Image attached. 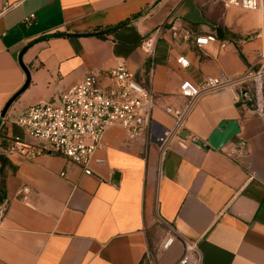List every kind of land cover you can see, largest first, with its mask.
<instances>
[{"label": "crops", "instance_id": "crops-1", "mask_svg": "<svg viewBox=\"0 0 264 264\" xmlns=\"http://www.w3.org/2000/svg\"><path fill=\"white\" fill-rule=\"evenodd\" d=\"M242 11L221 0H0V118L12 100L0 148L25 137L15 120L28 106L55 102L87 74L118 63L154 104L146 139L127 141L118 127L105 132L91 175L55 154L5 160L0 264H176L189 245L198 264H264V102L242 95L258 79L264 27ZM157 29L149 52L142 42ZM200 34L227 46L197 49ZM249 72L244 83L198 100L184 123V147L172 142L161 151L153 143L173 124L163 108L185 102L177 95L182 81L238 82ZM230 120L239 134L221 150L208 147ZM167 236L174 241L163 250Z\"/></svg>", "mask_w": 264, "mask_h": 264}, {"label": "built area", "instance_id": "built-area-1", "mask_svg": "<svg viewBox=\"0 0 264 264\" xmlns=\"http://www.w3.org/2000/svg\"><path fill=\"white\" fill-rule=\"evenodd\" d=\"M226 8L234 7L243 11H261L264 14L263 0H221ZM34 15L23 19V24L32 22ZM161 34V29L155 31L154 38L144 40L142 45L151 52L154 41ZM197 49L204 50L216 44L219 49L226 48V42L217 39L214 34H200L193 38ZM260 69L257 80L252 88H246L245 95L254 92L255 103H259L262 94L260 70L264 72V50L258 56ZM176 62L183 68L188 67V61L179 57ZM250 77V72L242 76L238 82L224 76H205L195 85L187 80L182 81L177 89V95L185 99L180 108L166 106L163 111L172 118L171 128L156 138L155 143L164 151L172 142L184 147L182 138L184 123L198 100L205 95L222 91L234 83H244ZM102 80L109 83L102 85ZM154 108L151 92L135 81L123 63L98 73H89L79 83L67 88L55 102L40 101L28 106L15 120L23 130L25 137H12L9 143L0 149L8 159H33L40 154H55L64 157L83 169L85 175H91L89 168L94 153L99 147L105 132L113 127L124 131L127 141L146 139L148 127L152 121ZM1 119V118H0ZM245 144H238L234 151L242 154ZM4 210L0 206V216ZM173 237L167 236L162 249L168 250L173 244ZM195 247H185L184 254L176 264H198L191 259L189 252Z\"/></svg>", "mask_w": 264, "mask_h": 264}, {"label": "water", "instance_id": "water-1", "mask_svg": "<svg viewBox=\"0 0 264 264\" xmlns=\"http://www.w3.org/2000/svg\"><path fill=\"white\" fill-rule=\"evenodd\" d=\"M117 28H113L107 30L105 32H100L94 34L95 36H103L106 34L111 33L112 31L116 30ZM246 92H243L242 95L244 96ZM14 100V99H13ZM12 100L9 104L4 108L2 112L1 119L5 115L9 105L11 104ZM0 119V121H1ZM239 134V127L236 121H222L217 128L211 133L209 138L207 139L208 147L213 148L215 150H221L233 137ZM3 190V189H2Z\"/></svg>", "mask_w": 264, "mask_h": 264}, {"label": "rangeland", "instance_id": "rangeland-1", "mask_svg": "<svg viewBox=\"0 0 264 264\" xmlns=\"http://www.w3.org/2000/svg\"><path fill=\"white\" fill-rule=\"evenodd\" d=\"M242 12H244V11H242ZM248 13L255 14V15L258 17L259 26L262 25V26L264 27V14H263L261 11H252V12H248ZM263 46H264V44H263ZM261 82H262V94H261V99H262L263 102H264V78L261 79ZM251 84L253 85V83H251ZM252 85L249 86L250 89L252 88ZM246 86H248V84L245 85V87H246ZM249 87H248V88H249ZM248 97H249V100H250L251 103L256 101V99H255L256 97H255L253 91L251 92V94H250Z\"/></svg>", "mask_w": 264, "mask_h": 264}, {"label": "trees", "instance_id": "trees-1", "mask_svg": "<svg viewBox=\"0 0 264 264\" xmlns=\"http://www.w3.org/2000/svg\"><path fill=\"white\" fill-rule=\"evenodd\" d=\"M217 36L219 38H223V35L220 32V29H217ZM249 105H250V103H249ZM0 149H4V147L0 148ZM5 160H7V157L3 153L0 152V166L4 165L6 163ZM2 187H3V183H2V181H0V202L2 201V195H3Z\"/></svg>", "mask_w": 264, "mask_h": 264}]
</instances>
